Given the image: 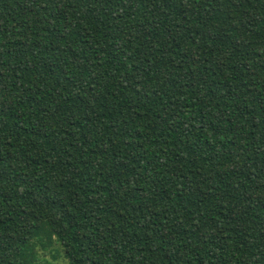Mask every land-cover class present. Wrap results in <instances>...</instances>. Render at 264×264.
I'll return each instance as SVG.
<instances>
[{"label":"trees","instance_id":"trees-1","mask_svg":"<svg viewBox=\"0 0 264 264\" xmlns=\"http://www.w3.org/2000/svg\"><path fill=\"white\" fill-rule=\"evenodd\" d=\"M0 0V264H264V0Z\"/></svg>","mask_w":264,"mask_h":264},{"label":"rangeland","instance_id":"rangeland-1","mask_svg":"<svg viewBox=\"0 0 264 264\" xmlns=\"http://www.w3.org/2000/svg\"><path fill=\"white\" fill-rule=\"evenodd\" d=\"M32 5H36L33 0H28ZM35 264H68L59 244L54 243L49 249L38 250Z\"/></svg>","mask_w":264,"mask_h":264}]
</instances>
